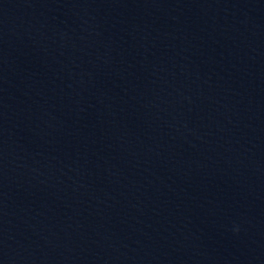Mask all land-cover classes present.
<instances>
[{
  "label": "water",
  "instance_id": "95a60500",
  "mask_svg": "<svg viewBox=\"0 0 264 264\" xmlns=\"http://www.w3.org/2000/svg\"><path fill=\"white\" fill-rule=\"evenodd\" d=\"M0 264H264V0H0Z\"/></svg>",
  "mask_w": 264,
  "mask_h": 264
},
{
  "label": "clouds",
  "instance_id": "9594fccd",
  "mask_svg": "<svg viewBox=\"0 0 264 264\" xmlns=\"http://www.w3.org/2000/svg\"><path fill=\"white\" fill-rule=\"evenodd\" d=\"M237 232L239 231V229L237 228V229H235Z\"/></svg>",
  "mask_w": 264,
  "mask_h": 264
}]
</instances>
